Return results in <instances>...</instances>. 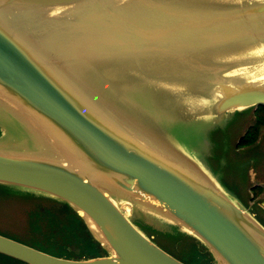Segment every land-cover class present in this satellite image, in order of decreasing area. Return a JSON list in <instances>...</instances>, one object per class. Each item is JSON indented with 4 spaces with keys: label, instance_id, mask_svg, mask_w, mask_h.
<instances>
[{
    "label": "water",
    "instance_id": "obj_1",
    "mask_svg": "<svg viewBox=\"0 0 264 264\" xmlns=\"http://www.w3.org/2000/svg\"><path fill=\"white\" fill-rule=\"evenodd\" d=\"M117 1L0 0V104L20 129L31 130L33 146L40 151L1 148L0 183L33 189L66 203L112 255L71 260L2 235L0 254L26 264H185L132 224L116 203L123 200L147 204L169 217L203 242L222 264H264V227L237 197L209 178L179 147L159 139L151 118L134 113L140 124L130 110L129 117L115 106L110 109L70 73L89 56L86 49L98 44L102 49L116 47L119 56L164 53V47L175 52L179 47L210 51L215 45L210 51L214 52L232 38L225 18L172 12L148 0H122V7L108 8ZM133 1L140 7H132ZM71 11L78 17L75 24L57 17ZM82 11L88 16L81 17ZM174 15L180 22L171 23ZM236 17L246 26L252 22L256 41H264V26L259 25L264 3ZM47 25L69 28L76 39L48 31ZM43 29L61 34L55 39L59 46L66 39L72 42L65 48L80 54V59L64 62L58 59L62 56L53 53L54 57L46 48L54 37L41 41ZM185 32L190 35H182ZM242 67L247 72L253 69ZM222 81L214 89L218 94L211 115L264 105V79ZM261 205L264 208V202Z\"/></svg>",
    "mask_w": 264,
    "mask_h": 264
},
{
    "label": "rangeland",
    "instance_id": "obj_2",
    "mask_svg": "<svg viewBox=\"0 0 264 264\" xmlns=\"http://www.w3.org/2000/svg\"><path fill=\"white\" fill-rule=\"evenodd\" d=\"M148 1L161 4L172 12L182 10L185 14L194 11L202 19L225 18L232 38L226 44H220L221 47L216 46L214 52L210 51L215 45L210 51L202 47H179L175 52L172 48L164 47L163 51L169 49L168 53L158 50L135 56L123 53L119 56L116 47L102 49L98 44L95 49H86L91 52L88 59L82 60L79 68L70 71L71 75L110 109L115 106L126 116L130 117L132 112L138 118H151L154 125L150 127L159 139L170 146L179 147L209 178L237 197L264 227V208L261 205L264 202V188L258 186L259 175L252 180V171L255 174L259 171L264 173L255 160L259 157V161L264 162V106L211 115L214 112V97L218 94L214 89L220 81L224 79L222 82L228 84L232 78L240 81H250L255 77L264 79V41H256L252 22L248 23L249 27L245 20L236 17L242 10L264 3V0ZM122 2L118 0L108 8L116 10L122 7ZM132 7H140L138 1H133ZM87 13L82 11L81 17H87ZM175 16L174 19L170 18L171 23L180 22ZM57 17L72 24L78 21L74 11L63 12ZM260 25L264 26V19ZM61 26H48V31H57ZM62 31L57 32H66L62 36L67 38L69 28ZM184 34L190 35V32ZM70 35L71 40L76 39V34ZM39 36L41 41H48L50 37L55 40L61 35L43 29ZM56 41H48L52 46L47 42L46 48L53 56H62L58 59L64 62L80 59L77 57L80 54L65 48L64 45L70 43L68 39L65 40L68 42L62 41L60 46ZM244 65L253 69L247 72L242 67ZM66 66L73 67L71 64ZM154 68H160L159 71L163 72L151 73ZM97 72L100 77L96 78ZM8 111L0 104V149L7 151L14 148L19 152L39 153L33 146L35 135L31 130L20 129L21 125L14 122ZM132 114V119L140 123ZM116 203L141 233L177 260L185 264H222L203 242L158 210L138 201L116 200ZM74 213L77 214L69 205L45 193L0 183V235L71 260L111 256V252L101 245L99 237L92 234L87 226L102 251L86 246L84 231L75 221ZM0 264L17 263L0 255Z\"/></svg>",
    "mask_w": 264,
    "mask_h": 264
},
{
    "label": "trees",
    "instance_id": "obj_3",
    "mask_svg": "<svg viewBox=\"0 0 264 264\" xmlns=\"http://www.w3.org/2000/svg\"><path fill=\"white\" fill-rule=\"evenodd\" d=\"M259 106H260V105H259ZM74 217H76L75 221L78 222V223L80 224L82 230L84 231V235H85V237H83V238L86 239V240L84 241V243H86V246H88V247H92V248L95 247V248L99 249L100 251H102L101 247L99 246V243H98L97 241H95V240L92 238L90 232L88 231L86 225H85L84 222L80 219V217H79L77 214H75V213H74ZM0 255L3 256V257H5V258H7V259H9V260L14 261V262L17 263V264H26V263H23V262H21V261H19V260L13 259V258L8 257V256H5V255H3V254H0Z\"/></svg>",
    "mask_w": 264,
    "mask_h": 264
},
{
    "label": "bare ground",
    "instance_id": "obj_4",
    "mask_svg": "<svg viewBox=\"0 0 264 264\" xmlns=\"http://www.w3.org/2000/svg\"><path fill=\"white\" fill-rule=\"evenodd\" d=\"M233 13H234V12H233ZM217 14H219V13H217ZM217 14H215V15H217ZM233 15H234V14H233ZM83 16H84V15H83ZM227 18H228V17H227ZM230 18H231V17H230ZM240 20H241V19H240ZM238 24H239V23H238ZM259 25H260V24H259ZM231 26H232V25H231ZM50 28H51V27H50ZM60 29H61V28H60ZM60 29H58V30H60ZM250 29H252V28H250ZM51 30H53V29H51ZM58 30H57V31H58ZM65 30H66V28H65ZM233 30H234V28H233ZM60 31H62V30H60ZM241 31H242V29H241ZM230 32H231V31H230ZM230 32H229V33H230ZM245 32H246V31H245ZM65 33H66V32H65ZM65 33H64V34H65ZM68 34H70V33H68ZM249 34H250V33H249ZM60 35H61V34H60ZM74 35H75V34H74ZM229 35H230V34H229ZM236 35H237V34H236ZM56 36H57V35H56ZM69 36H70V35H69ZM72 36H73V35H72ZM64 37H65V36H64ZM71 38H72V37H71ZM249 38H250V37H249ZM252 38H253V37H252ZM52 39H53V38H52ZM60 42H61V41H60ZM66 42H68V41H66ZM48 43H49V42H48ZM49 44H50V43H49ZM56 44L59 45L58 42H57ZM50 45H51V44H50ZM53 45H54V44H53ZM63 45H64V43H63ZM63 45H62V46H63ZM51 46H52V45H51ZM54 46H55V45H54ZM64 46H65V45H64ZM69 46L71 47V43L69 44ZM99 46H101V45H99ZM76 48L80 49V47H76ZM88 48H89V47H88ZM56 52H57V50H56ZM66 52H68V51H66ZM76 52H82V53L85 54V50H84V51L76 50ZM93 52H94V51H92V54H93ZM110 52H111V51H110ZM68 53H70V52H68ZM90 53H91V52H90ZM94 54H95V53H94ZM61 55H62V54H61ZM65 56H67V55H65ZM91 56H92V55H91ZM63 57H64V56H63ZM87 59H88V58H87ZM87 59H86V60H87ZM100 68L103 69L102 66H100ZM159 70H161V69H160V68H154V69H152V71H150V72H151V73H155V72H158ZM102 71L104 72V70H102ZM165 71H168V70L165 69ZM169 71H170V73H172V70H169ZM95 72H96V71H95ZM161 72H163V71H159V73H161ZM151 73H149V74H151ZM107 74H108V73H107ZM97 77H100V75L98 74V72L96 73V78H97ZM88 91H89V90H88ZM95 98H96V97H95ZM211 123H212V122H211ZM212 124H214V123H212ZM1 126H2V125H1ZM206 126H207V125H206ZM201 127H202V126H201ZM199 128H200V127H199ZM207 128H208V127H207ZM207 128H206V129H207ZM9 130H10V129H9ZM196 130H197V129H196ZM10 131H11V130H10ZM193 131H194V130H193ZM193 131H192V132H193ZM199 131H200V130H199ZM12 133H14V132H12ZM12 133H11V134H12ZM201 133H202V132H201ZM201 133H200V134H201ZM7 134H8V133H7ZM16 134H17V133H16ZM195 134H196V133H195ZM198 135H199V134L197 133V136H198ZM192 136H193V135H192ZM191 138H192V137H191ZM196 138H197V137H196ZM200 138H201V136H200ZM200 140H201V139H200ZM0 141H1V140H0ZM193 142H194V141H193ZM196 142H197V141H196ZM199 161H200V160H199Z\"/></svg>",
    "mask_w": 264,
    "mask_h": 264
},
{
    "label": "crops",
    "instance_id": "obj_5",
    "mask_svg": "<svg viewBox=\"0 0 264 264\" xmlns=\"http://www.w3.org/2000/svg\"><path fill=\"white\" fill-rule=\"evenodd\" d=\"M260 106H264V105H260ZM255 160L260 164V168L262 166V168L264 169V162H260L259 161V157L255 158ZM252 171V170H251ZM259 175V182H258V186H261L264 188V173L263 171H259L257 174H255L253 171H252V176H253V179L254 180L255 178H257V176Z\"/></svg>",
    "mask_w": 264,
    "mask_h": 264
}]
</instances>
